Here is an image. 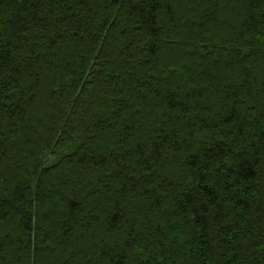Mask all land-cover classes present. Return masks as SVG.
<instances>
[{"label":"trees","instance_id":"trees-1","mask_svg":"<svg viewBox=\"0 0 264 264\" xmlns=\"http://www.w3.org/2000/svg\"><path fill=\"white\" fill-rule=\"evenodd\" d=\"M0 264H264V0H0Z\"/></svg>","mask_w":264,"mask_h":264}]
</instances>
